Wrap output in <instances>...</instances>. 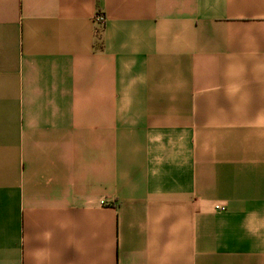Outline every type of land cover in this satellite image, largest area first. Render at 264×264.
Here are the masks:
<instances>
[{"label":"crops","instance_id":"crops-1","mask_svg":"<svg viewBox=\"0 0 264 264\" xmlns=\"http://www.w3.org/2000/svg\"><path fill=\"white\" fill-rule=\"evenodd\" d=\"M0 264H264V0H0Z\"/></svg>","mask_w":264,"mask_h":264},{"label":"built area","instance_id":"built-area-1","mask_svg":"<svg viewBox=\"0 0 264 264\" xmlns=\"http://www.w3.org/2000/svg\"><path fill=\"white\" fill-rule=\"evenodd\" d=\"M95 21L101 26V28H103L106 24L107 17L103 12L99 11V12H97V14L95 16ZM103 203H104V201H103ZM216 208L217 209H224V207H222L221 205H216Z\"/></svg>","mask_w":264,"mask_h":264}]
</instances>
